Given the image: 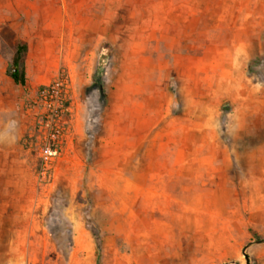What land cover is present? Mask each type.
<instances>
[{
	"label": "rangeland",
	"instance_id": "374dc122",
	"mask_svg": "<svg viewBox=\"0 0 264 264\" xmlns=\"http://www.w3.org/2000/svg\"><path fill=\"white\" fill-rule=\"evenodd\" d=\"M0 264H264V0H0Z\"/></svg>",
	"mask_w": 264,
	"mask_h": 264
},
{
	"label": "built area",
	"instance_id": "2783aa9c",
	"mask_svg": "<svg viewBox=\"0 0 264 264\" xmlns=\"http://www.w3.org/2000/svg\"><path fill=\"white\" fill-rule=\"evenodd\" d=\"M64 86V79L57 78L42 86L38 91V100L43 105L45 117L38 135L39 156L44 165H48L58 153L61 130L59 114L62 110ZM34 103L37 104L38 101L34 100Z\"/></svg>",
	"mask_w": 264,
	"mask_h": 264
},
{
	"label": "trees",
	"instance_id": "16d2710c",
	"mask_svg": "<svg viewBox=\"0 0 264 264\" xmlns=\"http://www.w3.org/2000/svg\"><path fill=\"white\" fill-rule=\"evenodd\" d=\"M27 52V43L19 39L17 40L14 48V52L11 56L10 62L6 69L7 76L17 85L25 86L26 84V67H25V55ZM105 63L104 52L99 53L96 75L100 80L103 74V66ZM100 89L101 85H100Z\"/></svg>",
	"mask_w": 264,
	"mask_h": 264
},
{
	"label": "water",
	"instance_id": "95a60500",
	"mask_svg": "<svg viewBox=\"0 0 264 264\" xmlns=\"http://www.w3.org/2000/svg\"><path fill=\"white\" fill-rule=\"evenodd\" d=\"M245 258L247 259V256H245Z\"/></svg>",
	"mask_w": 264,
	"mask_h": 264
}]
</instances>
